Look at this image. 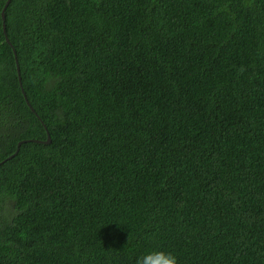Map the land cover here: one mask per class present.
<instances>
[{"label": "trees", "instance_id": "1", "mask_svg": "<svg viewBox=\"0 0 264 264\" xmlns=\"http://www.w3.org/2000/svg\"><path fill=\"white\" fill-rule=\"evenodd\" d=\"M6 2L0 264H264V0Z\"/></svg>", "mask_w": 264, "mask_h": 264}, {"label": "clouds", "instance_id": "2", "mask_svg": "<svg viewBox=\"0 0 264 264\" xmlns=\"http://www.w3.org/2000/svg\"><path fill=\"white\" fill-rule=\"evenodd\" d=\"M135 264H178V260L172 252L152 250L138 257Z\"/></svg>", "mask_w": 264, "mask_h": 264}, {"label": "water", "instance_id": "3", "mask_svg": "<svg viewBox=\"0 0 264 264\" xmlns=\"http://www.w3.org/2000/svg\"><path fill=\"white\" fill-rule=\"evenodd\" d=\"M10 1L11 0H7V2H6V4H5V8L8 6V4L10 3ZM5 15V11L3 10V16ZM18 66V71H19V73H20V68H19V65H17ZM25 96H26V99L28 100V97H27V95L25 94ZM28 103H29V105L31 106V103L29 102V100H28ZM39 142H47V143H50L51 142V136H50V134H48V139L46 140V141H42V140H38Z\"/></svg>", "mask_w": 264, "mask_h": 264}]
</instances>
